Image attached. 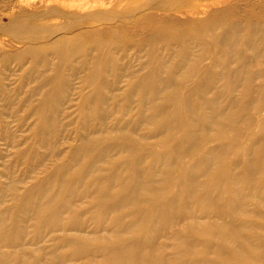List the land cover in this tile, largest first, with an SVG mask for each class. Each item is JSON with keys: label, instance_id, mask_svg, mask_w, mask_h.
Masks as SVG:
<instances>
[{"label": "bare ground", "instance_id": "bare-ground-1", "mask_svg": "<svg viewBox=\"0 0 264 264\" xmlns=\"http://www.w3.org/2000/svg\"><path fill=\"white\" fill-rule=\"evenodd\" d=\"M11 2L0 264H264V0Z\"/></svg>", "mask_w": 264, "mask_h": 264}, {"label": "rangeland", "instance_id": "rangeland-1", "mask_svg": "<svg viewBox=\"0 0 264 264\" xmlns=\"http://www.w3.org/2000/svg\"><path fill=\"white\" fill-rule=\"evenodd\" d=\"M13 2H14V0H13ZM11 7H12L11 0H0V14L4 13V15H6L8 13V11L11 9ZM8 17L9 16H4V21H7ZM83 28H86V27H77L71 32H76V31L81 30ZM20 42L18 40H16L14 37L6 36V35H0V50H2V52H7V51H14L16 49H19L20 46L22 45V42L21 43ZM133 50H129V52H128L129 55L127 57L122 56L125 63H128L131 60L136 61L135 60L136 55H135ZM26 66H29V63H26ZM22 74H23L22 67H20L17 62L12 61L10 64V73H8V75H7L8 76L7 81L9 82V85L11 88L19 87V84L21 83L20 80H21ZM79 74L80 75H78L76 77L74 75L71 76V80H72L73 84H72L68 94L66 96L62 97V100H63L62 102H66L65 105L63 106V109L66 110V112L64 113V115L61 114L63 111L60 112V114L62 115V116H60V119L63 121H67L68 123L72 122V124L70 125L71 129H74L77 125L76 119H77V104H78V102H81L82 97L90 92L88 87L85 86L82 82L83 81L82 77H83L84 73L80 72ZM124 77H125V79L121 83V89H120L121 91H124L127 88V76H126V74L124 75ZM31 85H32V83L26 84L25 89L26 88L29 89V87H31ZM0 102H7V101L0 99ZM19 102H21V101H19ZM8 119L11 120L10 117H8ZM4 147H7L5 145V141L0 139V148L5 150ZM12 158H13V154H12V151L10 150L9 156L7 155L6 159H8V161H9V160H12ZM0 161H2V160L0 159ZM24 170H19L18 172L21 173ZM29 184H31V182L27 183L28 186H29ZM9 203L10 202H6L5 205H7Z\"/></svg>", "mask_w": 264, "mask_h": 264}]
</instances>
